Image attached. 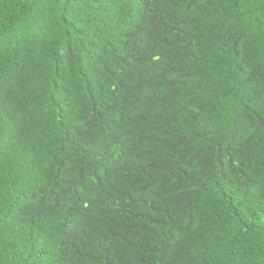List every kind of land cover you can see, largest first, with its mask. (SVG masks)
Here are the masks:
<instances>
[{
	"label": "trees",
	"instance_id": "trees-1",
	"mask_svg": "<svg viewBox=\"0 0 264 264\" xmlns=\"http://www.w3.org/2000/svg\"><path fill=\"white\" fill-rule=\"evenodd\" d=\"M0 264H264V0H0Z\"/></svg>",
	"mask_w": 264,
	"mask_h": 264
}]
</instances>
